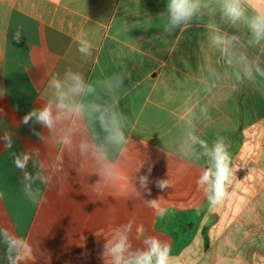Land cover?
<instances>
[{
	"label": "crops",
	"instance_id": "1",
	"mask_svg": "<svg viewBox=\"0 0 264 264\" xmlns=\"http://www.w3.org/2000/svg\"><path fill=\"white\" fill-rule=\"evenodd\" d=\"M166 3L0 0V132L13 133L14 151L38 148L44 161L63 156V172L50 188L40 186L43 200L33 203L22 191V173L0 145V232L19 238L28 264H49V255L51 264H101L102 244L129 219L168 242L171 264H264V79L236 92L225 85L201 96L211 120L197 122V134L210 145L223 137L233 169L229 197L210 206L197 183L206 159L177 152V113L185 93L195 95L203 65L222 62L208 48L202 28L164 31L166 17L160 13ZM249 4L250 10H264V0ZM18 29L23 37L16 43ZM80 39L91 43V57L78 51ZM67 68L89 81L125 74L118 107L127 117L130 141L118 162L119 179L99 192L92 187L94 170L75 171L54 134L35 126L44 134L41 142L21 123L50 98L47 80ZM145 156L153 166L150 179L170 184L164 192L150 184L156 208L146 206L135 187ZM28 170L34 171L31 164ZM0 264H9L2 237Z\"/></svg>",
	"mask_w": 264,
	"mask_h": 264
},
{
	"label": "clouds",
	"instance_id": "2",
	"mask_svg": "<svg viewBox=\"0 0 264 264\" xmlns=\"http://www.w3.org/2000/svg\"><path fill=\"white\" fill-rule=\"evenodd\" d=\"M164 31L172 34L197 26L204 30L207 46L222 64L207 62L201 68L195 95L187 97L177 113L181 124L177 152L188 159H206L197 183L204 190L210 206H216L229 197L233 169L229 144L217 138L211 145L197 134V122L211 120L209 103L202 102L214 90L229 85L236 92L239 86L255 84L264 79V10H250L249 0H167L164 12ZM231 29L232 31H228ZM22 32L18 29L13 40L19 43ZM78 51L91 57L92 45L86 39L78 42ZM125 79L124 73L95 81L85 79L82 72L67 68L61 75L53 74L46 83L50 98L43 106L33 108L22 117L21 123L30 125L33 134L43 142L44 134L35 126L55 135L75 163L78 173L92 168L97 179L92 183L99 192L104 185L119 179L118 162L125 157L130 137L127 135V117L119 110L118 93ZM2 112V110H0ZM14 138L10 130L0 132V145L8 151L15 168L22 173L24 195L33 203L43 200L41 185L50 188L54 179L63 172V156L50 161L40 159L38 148L14 151ZM163 151V149H161ZM166 156L168 155L165 152ZM144 157L136 168L135 187L145 196V204L156 208L151 198L150 184L161 192L170 184L164 178L150 179L152 164ZM32 165L34 171H29ZM146 171L142 172V169ZM2 195V194H0ZM163 218L165 211L160 209ZM0 237L7 246L9 264H28L24 244L6 230ZM171 248L167 241L147 234L142 225L132 219L117 226L101 246V264H171ZM51 264V256H48Z\"/></svg>",
	"mask_w": 264,
	"mask_h": 264
}]
</instances>
